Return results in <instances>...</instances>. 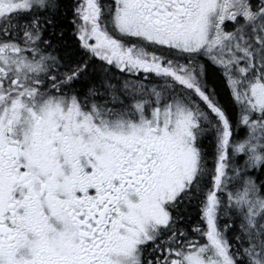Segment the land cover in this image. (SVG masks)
<instances>
[{
    "label": "snow or ice",
    "instance_id": "snow-or-ice-1",
    "mask_svg": "<svg viewBox=\"0 0 264 264\" xmlns=\"http://www.w3.org/2000/svg\"><path fill=\"white\" fill-rule=\"evenodd\" d=\"M0 264H264V0H0Z\"/></svg>",
    "mask_w": 264,
    "mask_h": 264
}]
</instances>
